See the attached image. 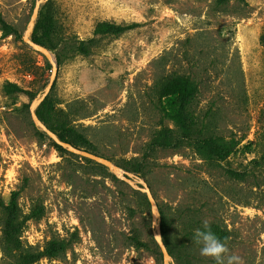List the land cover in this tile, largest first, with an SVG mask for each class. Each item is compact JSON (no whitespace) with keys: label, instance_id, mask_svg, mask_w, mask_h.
I'll use <instances>...</instances> for the list:
<instances>
[{"label":"rangeland","instance_id":"374dc122","mask_svg":"<svg viewBox=\"0 0 264 264\" xmlns=\"http://www.w3.org/2000/svg\"><path fill=\"white\" fill-rule=\"evenodd\" d=\"M35 1L0 0L15 30H0V198L17 192L22 246L40 254L32 264H163L146 195L56 150L31 120L52 67L22 40ZM45 16L52 30L43 46L56 67L45 97L51 124L146 182L172 263L216 264L192 239L207 221L227 248L224 264L232 256L264 264V0H46L32 33L42 35ZM102 21L138 25L93 34ZM178 77L196 87L191 136L236 140L227 159L201 158L186 141L151 146L164 128L182 130L176 96L163 88ZM6 82L22 91L6 93ZM14 260L0 244V264Z\"/></svg>","mask_w":264,"mask_h":264},{"label":"trees","instance_id":"16d2710c","mask_svg":"<svg viewBox=\"0 0 264 264\" xmlns=\"http://www.w3.org/2000/svg\"><path fill=\"white\" fill-rule=\"evenodd\" d=\"M43 19L44 22L41 27L43 28L42 35L39 36L37 34V31H33L31 37L34 42L42 46L44 45L42 36H48L50 31L52 30L51 17L45 16ZM137 25V22L115 24L109 21H102L98 22L95 25L93 34L119 36L122 33L133 29ZM36 28H39V24H36ZM0 30L4 35L15 33V30L12 28V26L9 25L1 16ZM259 42L264 47V32H262V34L260 35ZM78 50L82 53H86L88 51L86 47L81 45L78 46ZM163 88L164 93L171 92L176 96V113L178 115L182 130L180 131V133L174 135L171 129L164 128V130H161L154 138V140H152L151 146L173 147L178 143L186 141L192 147L193 151L201 158L218 161L227 159L235 150L238 144L236 140H227L225 137L219 135L193 137L189 132L190 128L194 126V120L191 116L190 111L188 110V107L194 96V92L196 91L195 85L187 78L178 77L175 79L166 80V82H164ZM3 90L6 93H17L19 91H22L17 84L12 82H6L3 85ZM49 106H51V104L47 100V98H45L42 103L36 108V115L49 130L53 131L58 136L59 139L73 144L63 133L62 127L55 124L54 126L52 125L53 122L50 120V117L46 112L47 107ZM55 127L60 128V131H55ZM86 143L88 144L87 141ZM52 144L56 148V150L65 152L66 149L62 148L55 142L52 141ZM16 195L17 192H12L10 200L7 203H5L0 198V244L2 245L4 251L15 254V260L13 264H32L40 257V254H35L33 252L24 250L22 246L20 239L21 225L18 218L19 216ZM165 233L166 230L164 229V226L162 224L161 235L163 243L166 245ZM50 249L54 251L58 250L59 247L52 242L50 245ZM156 251L159 255H161V252L157 245Z\"/></svg>","mask_w":264,"mask_h":264},{"label":"water","instance_id":"95a60500","mask_svg":"<svg viewBox=\"0 0 264 264\" xmlns=\"http://www.w3.org/2000/svg\"><path fill=\"white\" fill-rule=\"evenodd\" d=\"M46 0H36L34 3V7L32 9L29 21L27 23L26 29L24 31V34L22 35V40L28 44L32 49L35 51H38L39 53L43 54L52 64L51 71H50V76L47 85L44 88V91L42 94L34 99L30 106H29V111H30V117L33 122V124L41 131L45 132L46 135L56 144L61 146L62 148L66 149L68 152H71L73 154L79 155L81 157L90 159L92 161H95L105 167H107L109 170H111L114 175L119 178L120 180L126 182L129 184L133 189H136L142 193H144L147 197V200L150 204V209H151V224L153 228V237L154 240L161 252L162 255V263L163 264H173L171 260V256L163 243L162 237H161V231H160V226H159V209L157 206V203L147 186L146 182H144L142 179L138 178L137 176L133 175L130 172H127L123 170L121 167L118 165L112 163L109 159L99 156L93 152H90L88 150L76 147L72 145L69 142H65L61 139L58 138V136L51 130H49L46 125L38 118L36 115V108L40 104V102L46 97L48 92L51 89V86L53 84V81L56 77V67L52 61V58L50 56V52L47 48L44 46L37 44L34 42L31 38V33L35 24L36 17L38 15V10L41 4H43Z\"/></svg>","mask_w":264,"mask_h":264},{"label":"clouds","instance_id":"9594fccd","mask_svg":"<svg viewBox=\"0 0 264 264\" xmlns=\"http://www.w3.org/2000/svg\"><path fill=\"white\" fill-rule=\"evenodd\" d=\"M193 241L200 245L202 255L211 256L216 260V264H224V254L227 253L225 244L211 230L207 221H204L201 228H197L193 232ZM239 264V257L232 256L228 258V264L233 262Z\"/></svg>","mask_w":264,"mask_h":264}]
</instances>
